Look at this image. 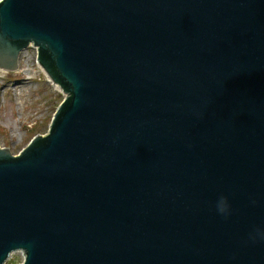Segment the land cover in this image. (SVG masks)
<instances>
[{"label": "water", "instance_id": "obj_1", "mask_svg": "<svg viewBox=\"0 0 264 264\" xmlns=\"http://www.w3.org/2000/svg\"><path fill=\"white\" fill-rule=\"evenodd\" d=\"M30 45L66 95L0 146V264H264V0H0Z\"/></svg>", "mask_w": 264, "mask_h": 264}, {"label": "rangeland", "instance_id": "obj_2", "mask_svg": "<svg viewBox=\"0 0 264 264\" xmlns=\"http://www.w3.org/2000/svg\"><path fill=\"white\" fill-rule=\"evenodd\" d=\"M37 48L22 50L18 69L0 68V145L18 154L36 134H45L56 107L66 93L50 81L37 61ZM14 253L5 264H21Z\"/></svg>", "mask_w": 264, "mask_h": 264}, {"label": "clouds", "instance_id": "obj_3", "mask_svg": "<svg viewBox=\"0 0 264 264\" xmlns=\"http://www.w3.org/2000/svg\"><path fill=\"white\" fill-rule=\"evenodd\" d=\"M223 209H221V211H222Z\"/></svg>", "mask_w": 264, "mask_h": 264}, {"label": "bare ground", "instance_id": "obj_4", "mask_svg": "<svg viewBox=\"0 0 264 264\" xmlns=\"http://www.w3.org/2000/svg\"><path fill=\"white\" fill-rule=\"evenodd\" d=\"M57 85V84H56Z\"/></svg>", "mask_w": 264, "mask_h": 264}]
</instances>
